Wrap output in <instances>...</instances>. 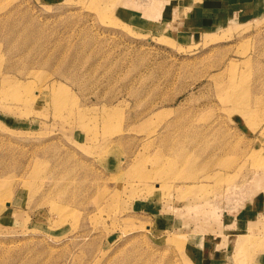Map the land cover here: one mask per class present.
Listing matches in <instances>:
<instances>
[{
    "label": "rangeland",
    "instance_id": "obj_1",
    "mask_svg": "<svg viewBox=\"0 0 264 264\" xmlns=\"http://www.w3.org/2000/svg\"><path fill=\"white\" fill-rule=\"evenodd\" d=\"M208 1L0 0V264H264V0Z\"/></svg>",
    "mask_w": 264,
    "mask_h": 264
},
{
    "label": "bare ground",
    "instance_id": "obj_2",
    "mask_svg": "<svg viewBox=\"0 0 264 264\" xmlns=\"http://www.w3.org/2000/svg\"><path fill=\"white\" fill-rule=\"evenodd\" d=\"M47 88H49L48 86H46ZM46 89V88H45ZM260 178H256V180H255V182L257 181L258 183H260ZM194 206V205H193ZM196 210H198L199 209V206H195L194 207Z\"/></svg>",
    "mask_w": 264,
    "mask_h": 264
},
{
    "label": "crops",
    "instance_id": "obj_3",
    "mask_svg": "<svg viewBox=\"0 0 264 264\" xmlns=\"http://www.w3.org/2000/svg\"><path fill=\"white\" fill-rule=\"evenodd\" d=\"M206 2H209L208 0H205ZM215 1V0H214ZM229 1H231V0H229ZM235 2H236V0H234ZM214 3V2H213ZM240 3V2H239ZM204 8V7H203ZM201 9H202V7H201ZM202 12V11H201ZM221 12V11H220ZM220 12H219V14H220ZM234 13H236V11H234Z\"/></svg>",
    "mask_w": 264,
    "mask_h": 264
}]
</instances>
